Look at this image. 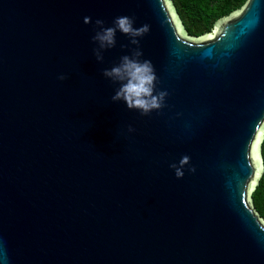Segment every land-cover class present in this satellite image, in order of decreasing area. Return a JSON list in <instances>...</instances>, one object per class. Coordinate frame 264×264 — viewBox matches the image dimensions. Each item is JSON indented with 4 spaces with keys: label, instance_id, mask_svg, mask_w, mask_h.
<instances>
[{
    "label": "water",
    "instance_id": "obj_1",
    "mask_svg": "<svg viewBox=\"0 0 264 264\" xmlns=\"http://www.w3.org/2000/svg\"><path fill=\"white\" fill-rule=\"evenodd\" d=\"M124 14L168 90L146 115L102 71L136 45L93 53ZM263 140L264 0L198 37L172 0H0V264H264Z\"/></svg>",
    "mask_w": 264,
    "mask_h": 264
},
{
    "label": "clouds",
    "instance_id": "obj_2",
    "mask_svg": "<svg viewBox=\"0 0 264 264\" xmlns=\"http://www.w3.org/2000/svg\"><path fill=\"white\" fill-rule=\"evenodd\" d=\"M85 23L91 22L88 15L83 17ZM96 30L91 39L95 42L93 53L97 61L104 60V50L113 48L116 43L117 31L129 37V44L121 43V48H128L136 45L119 57V60L110 67L103 68V75L116 84L111 99L113 101H123L127 108L138 110L142 115L151 113L153 110L159 111L165 106V99L168 95L167 89H159L158 76L150 58L143 57V50L139 47L140 40L144 33L149 30V25L136 26L134 16L118 15L110 25H105L102 18L94 21ZM66 78L65 73L58 74V79ZM180 115V113H177ZM128 132L134 131L133 125L127 126ZM186 162V163H182ZM190 156L184 154L178 164L172 162L169 166L175 170V175L179 178L184 175V166L189 165ZM189 171H195V167L189 165Z\"/></svg>",
    "mask_w": 264,
    "mask_h": 264
},
{
    "label": "trees",
    "instance_id": "obj_3",
    "mask_svg": "<svg viewBox=\"0 0 264 264\" xmlns=\"http://www.w3.org/2000/svg\"><path fill=\"white\" fill-rule=\"evenodd\" d=\"M180 16L187 35L198 37L209 32L214 23L240 8L246 0H172ZM264 162V140L261 144ZM252 202L258 213L264 218V171L256 188L252 192Z\"/></svg>",
    "mask_w": 264,
    "mask_h": 264
}]
</instances>
